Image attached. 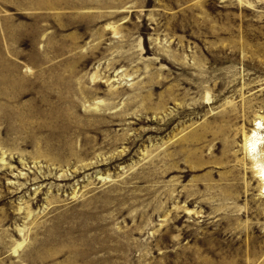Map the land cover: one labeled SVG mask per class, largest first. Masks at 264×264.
<instances>
[{
	"label": "rangeland",
	"instance_id": "rangeland-1",
	"mask_svg": "<svg viewBox=\"0 0 264 264\" xmlns=\"http://www.w3.org/2000/svg\"><path fill=\"white\" fill-rule=\"evenodd\" d=\"M263 173L264 0H0V264H264Z\"/></svg>",
	"mask_w": 264,
	"mask_h": 264
},
{
	"label": "bare ground",
	"instance_id": "bare-ground-1",
	"mask_svg": "<svg viewBox=\"0 0 264 264\" xmlns=\"http://www.w3.org/2000/svg\"><path fill=\"white\" fill-rule=\"evenodd\" d=\"M40 112V111H39ZM36 116H37V114H36ZM42 116H44V115H42ZM246 147V146H245ZM248 149V148H247ZM256 163V162H255ZM257 164V163H256ZM262 171V170H261ZM259 175H261V173L259 174ZM261 178V177H260ZM262 180L264 181V173H263V175H262ZM264 189V188H263Z\"/></svg>",
	"mask_w": 264,
	"mask_h": 264
}]
</instances>
